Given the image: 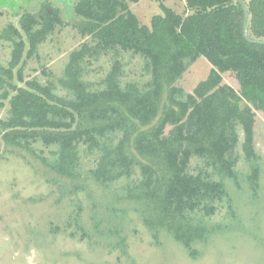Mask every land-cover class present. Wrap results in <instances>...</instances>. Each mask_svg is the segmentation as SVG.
<instances>
[{
  "label": "trees",
  "instance_id": "16d2710c",
  "mask_svg": "<svg viewBox=\"0 0 264 264\" xmlns=\"http://www.w3.org/2000/svg\"><path fill=\"white\" fill-rule=\"evenodd\" d=\"M139 1L42 0L35 10L18 13L22 6L0 0V7L21 16L19 26L10 24L2 33L13 44L11 76L23 51L28 49L25 63L73 11L81 18L79 32L92 39L80 48L87 59L114 53L111 78L100 89L78 74V87L72 82V94L65 95L55 91L54 81L33 79L11 88L2 83L0 105H10L8 117L0 121L2 135L31 150L39 141L54 147L53 159L42 151L38 157L70 178L78 177L81 145L98 153L89 172L96 183L109 186L138 174L125 197L143 205V220L156 238L166 228L196 256L193 241L211 232L203 224L205 216L213 215L227 196L224 176L237 180L240 128L245 149L254 153L251 101L264 106V44L246 39L245 11L238 0H187L182 13L166 0H154L162 13L153 16L151 26L130 7ZM244 1L250 38L264 40V0ZM123 51L143 56L150 75L144 84H123ZM201 55L212 67L189 92L177 81ZM72 68L81 70L78 63ZM228 71L240 82L241 93L224 81ZM18 79H23L21 70ZM250 178L257 189V165Z\"/></svg>",
  "mask_w": 264,
  "mask_h": 264
},
{
  "label": "rangeland",
  "instance_id": "374dc122",
  "mask_svg": "<svg viewBox=\"0 0 264 264\" xmlns=\"http://www.w3.org/2000/svg\"><path fill=\"white\" fill-rule=\"evenodd\" d=\"M3 1L12 8L23 5L18 13L35 10V0ZM166 5L182 13L187 0H166ZM130 7L148 26L154 15L162 13L154 0L131 2ZM70 13V17L63 14L67 24L49 32L37 54L25 59V63L28 49L23 51L11 76L13 44L2 33L10 24L19 26L21 16L10 7H0L1 94L2 83L11 88L23 87L33 79L42 84L54 81L55 91L65 95L72 94V82L78 87L77 74L93 89L102 88L111 78L114 53L87 59L88 54L80 48L84 42L92 43V39L82 36L76 27L81 18L74 11ZM121 54L123 84H144L150 75L143 56L127 51ZM76 63L81 66L80 71L73 70ZM211 67L201 55L177 84L190 92L207 78ZM20 70L22 80L18 79ZM223 76L241 93L240 82L233 73L228 71ZM9 108L8 102L0 105V121L8 117ZM251 108L256 112L254 153L245 149V133L240 128L237 180L224 176L227 196L218 202L213 215L205 216L203 224L211 232L206 238L193 241L196 256L166 228H161L156 238L143 220V205L125 197L127 185L134 183L138 174L109 186L96 183L89 172L98 153L81 145L79 174L70 178L38 157V151H42L53 159L54 147L39 141L33 143L31 150L8 142L0 122V264H264V106L251 101ZM254 165L259 169L257 189L250 178Z\"/></svg>",
  "mask_w": 264,
  "mask_h": 264
},
{
  "label": "water",
  "instance_id": "95a60500",
  "mask_svg": "<svg viewBox=\"0 0 264 264\" xmlns=\"http://www.w3.org/2000/svg\"><path fill=\"white\" fill-rule=\"evenodd\" d=\"M238 1L242 4V6L244 8V11H245L244 35H245L246 39H248L250 42H253V43L264 44V40L251 39L250 38V35H249V32H248V19H249L248 7H247V4L245 3L244 0H238Z\"/></svg>",
  "mask_w": 264,
  "mask_h": 264
},
{
  "label": "flooded vegetation",
  "instance_id": "af4514ba",
  "mask_svg": "<svg viewBox=\"0 0 264 264\" xmlns=\"http://www.w3.org/2000/svg\"><path fill=\"white\" fill-rule=\"evenodd\" d=\"M40 1H42V0H35V1H33L32 3L34 5V7H37V5L40 3ZM19 6H23V5H19Z\"/></svg>",
  "mask_w": 264,
  "mask_h": 264
}]
</instances>
